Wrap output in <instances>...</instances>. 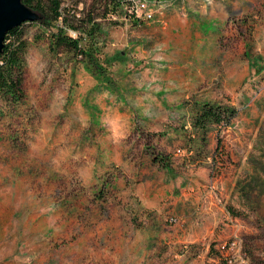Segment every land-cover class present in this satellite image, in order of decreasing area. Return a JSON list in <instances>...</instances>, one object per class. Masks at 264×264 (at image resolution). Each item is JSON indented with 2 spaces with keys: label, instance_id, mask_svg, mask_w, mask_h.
<instances>
[{
  "label": "rangeland",
  "instance_id": "374dc122",
  "mask_svg": "<svg viewBox=\"0 0 264 264\" xmlns=\"http://www.w3.org/2000/svg\"><path fill=\"white\" fill-rule=\"evenodd\" d=\"M62 3L101 23L105 71L24 24V95L0 94V264H264V0H164L154 22ZM204 102L237 110L214 175Z\"/></svg>",
  "mask_w": 264,
  "mask_h": 264
},
{
  "label": "trees",
  "instance_id": "16d2710c",
  "mask_svg": "<svg viewBox=\"0 0 264 264\" xmlns=\"http://www.w3.org/2000/svg\"><path fill=\"white\" fill-rule=\"evenodd\" d=\"M127 0H111L113 10L118 9ZM23 2L36 10L42 18L33 21L39 22L46 29L56 28L51 34V42L65 45L72 51L75 58H80L86 68L92 72L102 73L105 71L104 62L100 56L103 54L104 39L102 37L101 23L89 14L82 19L70 21L63 11L62 0H50L46 10L43 0H23ZM70 15L75 13L69 12ZM127 17L132 15L127 14ZM74 18H76L74 16ZM62 25H59V20ZM25 22L11 29L5 36L4 49L0 54V94L10 101H17L24 95L23 78L25 67V54L27 44L23 39V26ZM82 30L78 35L74 32ZM72 32H71V31ZM70 31V32H69ZM79 60V59H78ZM192 126L202 132L201 140L208 142L207 135L211 130L216 132V144L213 152V161L210 173L212 175L227 168L232 163V155L226 149L222 132L230 126L237 116V110L233 106L218 103L204 102L194 109ZM153 161L162 168L169 170V159L167 157L153 155Z\"/></svg>",
  "mask_w": 264,
  "mask_h": 264
},
{
  "label": "water",
  "instance_id": "95a60500",
  "mask_svg": "<svg viewBox=\"0 0 264 264\" xmlns=\"http://www.w3.org/2000/svg\"><path fill=\"white\" fill-rule=\"evenodd\" d=\"M42 16L23 0H0V54L4 49L6 34L25 22H33Z\"/></svg>",
  "mask_w": 264,
  "mask_h": 264
},
{
  "label": "built area",
  "instance_id": "2783aa9c",
  "mask_svg": "<svg viewBox=\"0 0 264 264\" xmlns=\"http://www.w3.org/2000/svg\"><path fill=\"white\" fill-rule=\"evenodd\" d=\"M153 1V3H152ZM164 0H127L122 4L126 15L154 22L159 21L155 13V7L160 6Z\"/></svg>",
  "mask_w": 264,
  "mask_h": 264
},
{
  "label": "crops",
  "instance_id": "0c3cea01",
  "mask_svg": "<svg viewBox=\"0 0 264 264\" xmlns=\"http://www.w3.org/2000/svg\"><path fill=\"white\" fill-rule=\"evenodd\" d=\"M225 132H226V130H225ZM163 133H166L167 134V136L168 137H171L174 133H173V131L172 132H170V129L169 128H167V130L166 131H163ZM174 136V135H173ZM223 137V136H222ZM225 146H226V149L229 151V149H228V147H227V145H226V143H225ZM178 151H180V149H178ZM230 152V151H229ZM235 164V163H234ZM234 164H231V168H232V166L234 165ZM228 167H230V166H228ZM227 167V168H228ZM227 168H225V169H227ZM224 169V170H225ZM191 171H193V170H191ZM216 184H217V182L214 184V186L211 188V190L209 191V195L208 196H212V194H217L216 193V189H217V187H216ZM152 191L154 192L153 194H154V196H159V195H161L159 192V190H155V189H150V192L152 193ZM221 192H222V190L221 191H219L218 192V194H217V197H219V195L221 194ZM219 199V198H218ZM218 207V205H213V204H209L207 207H206V209H205V211L207 212V213H209V214H213V211L214 210H216V208ZM196 225L198 224V223H195ZM204 224L205 223H199V225H201V227H204ZM3 223H0V227H2L3 228ZM216 229V228H215ZM214 232H215V230H214ZM215 234V233H214ZM213 234V235H214ZM219 233L218 232H216V234L214 235V236H220V235H218Z\"/></svg>",
  "mask_w": 264,
  "mask_h": 264
}]
</instances>
